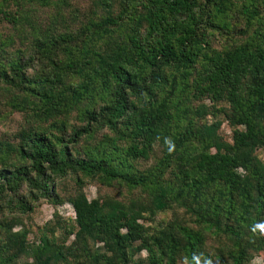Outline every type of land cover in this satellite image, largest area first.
Masks as SVG:
<instances>
[{"label": "trees", "instance_id": "obj_1", "mask_svg": "<svg viewBox=\"0 0 264 264\" xmlns=\"http://www.w3.org/2000/svg\"><path fill=\"white\" fill-rule=\"evenodd\" d=\"M256 257L264 0H0V264Z\"/></svg>", "mask_w": 264, "mask_h": 264}, {"label": "rangeland", "instance_id": "obj_2", "mask_svg": "<svg viewBox=\"0 0 264 264\" xmlns=\"http://www.w3.org/2000/svg\"><path fill=\"white\" fill-rule=\"evenodd\" d=\"M220 133L225 139H228L230 137L231 132L226 122L223 123ZM86 194L89 200L95 198L97 195V188L95 186H89L88 188H86ZM55 211L59 213L63 219L67 217L74 218V211L70 204H64L63 206L54 208L47 202H42L41 205L36 209V213L34 215V221H33V227H32L34 232L36 231L35 226H42L46 222L51 220ZM34 237H35V234L34 233L31 234L29 236L30 241H33ZM140 256L145 257L146 253L142 252ZM251 264H264V262L261 258L256 257L252 260Z\"/></svg>", "mask_w": 264, "mask_h": 264}]
</instances>
